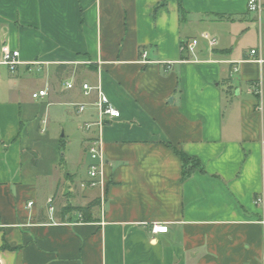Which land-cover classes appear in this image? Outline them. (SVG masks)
I'll return each instance as SVG.
<instances>
[{
  "label": "crops",
  "instance_id": "obj_1",
  "mask_svg": "<svg viewBox=\"0 0 264 264\" xmlns=\"http://www.w3.org/2000/svg\"><path fill=\"white\" fill-rule=\"evenodd\" d=\"M248 1L0 0V48L22 61L0 68V264H264V11ZM97 85L120 116L83 133L86 176L45 164L26 132L28 92L47 88L44 115L64 104L85 123ZM91 138L103 155L94 192L79 187ZM176 149L204 172L182 179ZM97 198L90 220L65 208Z\"/></svg>",
  "mask_w": 264,
  "mask_h": 264
},
{
  "label": "rangeland",
  "instance_id": "obj_2",
  "mask_svg": "<svg viewBox=\"0 0 264 264\" xmlns=\"http://www.w3.org/2000/svg\"><path fill=\"white\" fill-rule=\"evenodd\" d=\"M40 75V73L35 72L34 68L33 72L27 76L32 81L29 85L38 83L37 79L41 78ZM87 79L91 82L93 81L92 76L87 77ZM53 83L58 87L56 77L53 78ZM27 96L32 100V118L26 122V132L31 137L33 145L38 146L40 151L43 152L45 164L55 160L63 168L78 167L82 170V175L86 176L83 168L88 159L87 154L85 155V152H83V146L81 144L82 135L86 132V129L81 127L83 124L82 119H76L74 117L75 113L72 111L73 106L53 104L50 107L49 114L44 115V102H41V99L31 98L30 91ZM35 108L38 110L37 114L36 112L33 113ZM82 183L83 181L79 183L80 188H86L89 192L95 191L94 187H83ZM65 194L73 198L78 193L76 191L75 194L71 191H65ZM77 196L79 197V195Z\"/></svg>",
  "mask_w": 264,
  "mask_h": 264
},
{
  "label": "built area",
  "instance_id": "obj_3",
  "mask_svg": "<svg viewBox=\"0 0 264 264\" xmlns=\"http://www.w3.org/2000/svg\"><path fill=\"white\" fill-rule=\"evenodd\" d=\"M248 9L250 11H254L257 13H261L264 11V4L259 2L258 0H249L248 1ZM201 38L207 40L208 44L210 46H215L216 45V37L209 35L208 33H203L201 35ZM199 38L194 37L188 40H185L181 43L180 49L183 51H187L189 53H193L195 47L199 44ZM255 49L251 50V54H255ZM142 62H148L146 56L147 53L146 51H143L142 54ZM256 61L262 62L261 57H256ZM37 62H32L28 63V65L31 64H36ZM22 64V61L19 59V51L16 49H11L7 46H3L0 48V68L4 67L6 70L10 73L13 74L17 71L18 67ZM30 69V68H29ZM233 71L237 70L236 66H232L231 68ZM75 85V82L70 80L65 82V87L67 89L73 88ZM81 88L83 89L84 92H87L88 90L92 89V87L87 83V82H81ZM96 91V101H95V106H96V118L94 121L91 122H85L81 126L83 129H88L89 127L93 125L100 126L102 125L104 119H113L117 118L120 116V112L118 109H116L108 100L106 97L105 93L102 91L100 86H96L95 88ZM47 88L39 89L35 92L32 93V98L34 99H42L47 96ZM74 106L77 107L78 112H82L85 110V105L84 104H77V103H72ZM87 153L90 157V163L87 168V175L88 179L83 181L82 186L83 187H96L101 184V167L103 164V155L100 150V142L98 138H91L88 141L87 144ZM258 201L260 199H257ZM51 200L49 199V202ZM101 207L103 206V198L100 200ZM32 202H29L28 205H31ZM49 210L52 211L53 207H49ZM53 219V217H51ZM77 219L78 221L82 220V214L79 212L77 214ZM150 231L152 233H166L168 231V225L167 224H158L155 223L151 225Z\"/></svg>",
  "mask_w": 264,
  "mask_h": 264
},
{
  "label": "trees",
  "instance_id": "obj_4",
  "mask_svg": "<svg viewBox=\"0 0 264 264\" xmlns=\"http://www.w3.org/2000/svg\"><path fill=\"white\" fill-rule=\"evenodd\" d=\"M179 14L180 16L184 15V10L182 9L181 5L179 4ZM68 72H72V69H68ZM176 153L179 155L181 162H182V179L189 177L195 170L200 172H204V168L202 167L199 159L195 156H190L182 151L176 149ZM99 198L94 199L87 203L85 206H67L70 211H78L82 214V220H90L92 219L91 216V208L95 207L99 204Z\"/></svg>",
  "mask_w": 264,
  "mask_h": 264
}]
</instances>
